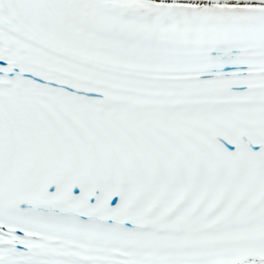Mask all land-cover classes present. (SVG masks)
Segmentation results:
<instances>
[{
	"label": "snow or ice",
	"instance_id": "1",
	"mask_svg": "<svg viewBox=\"0 0 264 264\" xmlns=\"http://www.w3.org/2000/svg\"><path fill=\"white\" fill-rule=\"evenodd\" d=\"M0 264H264V0H0Z\"/></svg>",
	"mask_w": 264,
	"mask_h": 264
}]
</instances>
